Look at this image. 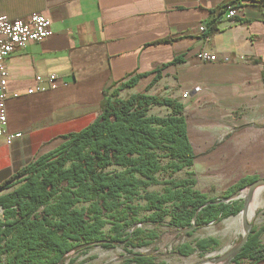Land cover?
<instances>
[{
  "label": "crops",
  "instance_id": "crops-1",
  "mask_svg": "<svg viewBox=\"0 0 264 264\" xmlns=\"http://www.w3.org/2000/svg\"><path fill=\"white\" fill-rule=\"evenodd\" d=\"M227 1L0 0V15L17 18L40 12L51 19L52 28L49 37L29 42L6 60L7 130L20 135L10 143L0 137V183L55 149L63 136L88 126L99 113L104 89L112 90L136 74L142 75L136 86L120 95L149 87L146 93L178 99L196 155L198 137L209 130L224 132L215 126L226 124L230 115L235 126V115L264 123V0H237L236 17L229 19L225 12L217 30L206 36L200 27ZM202 49L216 53L218 60H197ZM175 58L180 60L173 62ZM52 72L59 75L56 89L26 92L36 86L37 76L47 86ZM184 91L190 92L186 98ZM15 92L20 96L13 97ZM196 161L190 170L202 191ZM255 264H264V259Z\"/></svg>",
  "mask_w": 264,
  "mask_h": 264
},
{
  "label": "trees",
  "instance_id": "trees-1",
  "mask_svg": "<svg viewBox=\"0 0 264 264\" xmlns=\"http://www.w3.org/2000/svg\"><path fill=\"white\" fill-rule=\"evenodd\" d=\"M214 11L216 16L203 29L206 36L217 30L226 3ZM165 66L156 70L154 81ZM141 76L136 74L112 90L104 89L99 113L88 126L63 136L55 149L37 156L0 183V192L6 191L0 194V258L5 256L0 264H90L94 256L79 257L93 244L104 248L122 244L129 253L123 264H164L156 261L155 250L135 249L148 247L159 238L156 226L164 224L166 217L175 229L191 226L195 217L197 230L239 214L243 199H221L259 177H241L221 198L197 189L190 170L197 155L188 138L184 105L176 98L146 93L149 87L120 95L121 90L134 88ZM262 78L264 81V69ZM155 105L170 111L150 114ZM163 157L169 159L166 164ZM110 166L120 170H106ZM168 169L171 173L186 169L187 177L159 179L157 173ZM151 185H163V190L144 191L145 204H136L140 190ZM143 210L149 213L140 218ZM108 224L109 233L105 234ZM263 232L264 225L253 226L231 262L248 259L255 264L263 260ZM82 244L89 245L71 255ZM218 245L217 238L202 237L194 245L179 243L172 252L188 256Z\"/></svg>",
  "mask_w": 264,
  "mask_h": 264
},
{
  "label": "rangeland",
  "instance_id": "rangeland-1",
  "mask_svg": "<svg viewBox=\"0 0 264 264\" xmlns=\"http://www.w3.org/2000/svg\"><path fill=\"white\" fill-rule=\"evenodd\" d=\"M142 88H138L141 90ZM160 93V90H152ZM155 93V92H154ZM170 109L166 106L155 105L151 108L150 114L165 115ZM238 118V126H235L233 116L227 117L226 124L220 123L216 125L219 130H209L207 136L201 135L197 139V146L200 150L197 152V161L195 170L198 178V187L209 197L221 198L224 196L225 190L233 184L239 177L246 175L264 176V123L251 122L246 120L247 115ZM235 118V119H236ZM246 120V122H245ZM163 164H166L169 159L161 158ZM106 170H120L117 166H110ZM159 179H180L187 177V170L183 169L176 173H171L170 170L157 173ZM258 199L252 200L255 204L254 214L249 221L259 228L264 225V187ZM163 190V185H151L140 190V195L135 198L136 204L143 205L145 200L142 198L144 191ZM247 188L241 190L244 196ZM242 199V198H241ZM257 200V202H256ZM87 205V203H84ZM80 203L79 205H84ZM149 211H140L139 217L143 218L148 215ZM166 222L156 226L159 232V238L150 246L135 249L150 253L153 250L157 253L156 261H164V264H193L200 261H206L213 264L211 258L217 257L229 251L242 237L244 233L243 217L241 213L225 218L219 222L209 224L205 227L195 230L191 235L181 236L176 233V229L170 227ZM110 225L104 227L105 234L109 233ZM144 227L155 228L153 225ZM215 237L219 240V245L215 248L208 249L206 252L194 251L188 256L175 254L172 252L174 246L182 242H191L202 237ZM264 242V233L261 238ZM76 253H71L75 255ZM94 256L90 260V264H123V261L129 256V253L122 244H117L112 248H104L100 245L93 244L87 252L81 254L79 259L87 256ZM4 263L5 256L0 258ZM243 261L223 262V264H242Z\"/></svg>",
  "mask_w": 264,
  "mask_h": 264
},
{
  "label": "built area",
  "instance_id": "built-area-1",
  "mask_svg": "<svg viewBox=\"0 0 264 264\" xmlns=\"http://www.w3.org/2000/svg\"><path fill=\"white\" fill-rule=\"evenodd\" d=\"M239 2L228 0L226 2V17L232 19L236 17ZM201 30L204 26L200 27ZM52 34L51 19L40 12H33L27 17L10 18L7 15H0V137H5L7 143L18 135L9 133L7 130V99H8V71L6 60L16 49L24 48L29 42H40ZM199 61H217L216 53H211L205 49L199 50L196 55ZM227 60L228 57L224 56ZM47 86L41 85V77H36V86L27 89V93L56 89L59 86V75L55 72L49 73L46 77ZM194 90H198L195 87ZM189 91H184L182 97L186 98ZM20 93H13V97H19Z\"/></svg>",
  "mask_w": 264,
  "mask_h": 264
},
{
  "label": "water",
  "instance_id": "water-1",
  "mask_svg": "<svg viewBox=\"0 0 264 264\" xmlns=\"http://www.w3.org/2000/svg\"><path fill=\"white\" fill-rule=\"evenodd\" d=\"M259 187H264V176L263 177H259L256 180H254L253 182H251L250 184H248L245 188H247V192L246 194L243 196L241 194V190H237L234 193L230 194L227 197H223L221 200L223 201H230L236 198H242L243 199V208L242 210L239 212L242 214L243 217V225H244V233L241 237V239L234 245L231 247V249L229 251H227L226 253L219 255L217 257L211 258V261L213 262V264H223V262H230L232 261V259L235 257V255L241 250V248L243 247V245L246 243L249 234L251 232V229L253 227V224L249 221V219L247 218V215L245 214V210L247 208V204L249 202L250 196L251 194ZM244 189V188H243ZM196 229V224H195V217L193 218V223L191 226L189 227H184V228H179L176 229V233H180L181 236L187 235L190 232L195 231ZM89 244H82L77 246L76 248H74L71 253L75 252L78 249L83 248L84 246H87ZM193 264H210L209 262L206 261H200V262H196Z\"/></svg>",
  "mask_w": 264,
  "mask_h": 264
},
{
  "label": "bare ground",
  "instance_id": "bare-ground-1",
  "mask_svg": "<svg viewBox=\"0 0 264 264\" xmlns=\"http://www.w3.org/2000/svg\"><path fill=\"white\" fill-rule=\"evenodd\" d=\"M262 189H263L262 187L257 188L250 196L249 202L247 204V208L245 210V214L247 215L248 218H251L252 215L254 214L255 204L252 200L258 199V197L262 192Z\"/></svg>",
  "mask_w": 264,
  "mask_h": 264
}]
</instances>
